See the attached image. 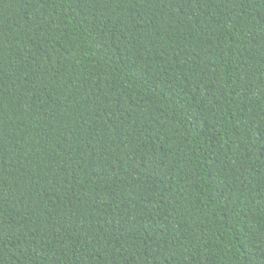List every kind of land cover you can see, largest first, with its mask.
Returning a JSON list of instances; mask_svg holds the SVG:
<instances>
[{"label": "trees", "instance_id": "obj_1", "mask_svg": "<svg viewBox=\"0 0 264 264\" xmlns=\"http://www.w3.org/2000/svg\"><path fill=\"white\" fill-rule=\"evenodd\" d=\"M0 264H264V0H0Z\"/></svg>", "mask_w": 264, "mask_h": 264}]
</instances>
